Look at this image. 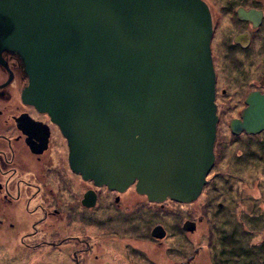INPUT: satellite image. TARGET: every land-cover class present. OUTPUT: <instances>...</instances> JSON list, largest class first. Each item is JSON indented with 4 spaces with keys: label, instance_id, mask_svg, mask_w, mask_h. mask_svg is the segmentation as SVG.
Instances as JSON below:
<instances>
[{
    "label": "water",
    "instance_id": "1",
    "mask_svg": "<svg viewBox=\"0 0 264 264\" xmlns=\"http://www.w3.org/2000/svg\"><path fill=\"white\" fill-rule=\"evenodd\" d=\"M211 34L202 0H0V63L19 59L21 100L59 128L71 170L154 203L193 202L213 166ZM245 104L234 135L264 130V94Z\"/></svg>",
    "mask_w": 264,
    "mask_h": 264
},
{
    "label": "flooded vegetation",
    "instance_id": "2",
    "mask_svg": "<svg viewBox=\"0 0 264 264\" xmlns=\"http://www.w3.org/2000/svg\"><path fill=\"white\" fill-rule=\"evenodd\" d=\"M202 1L207 5L211 17L212 34L209 46L215 73V94L218 62L220 64L221 61L225 83L237 89L234 94L243 96L241 100L238 99V102L241 101L239 109L238 104H234L238 111L230 117L225 132L231 136V143L238 139L243 142H253L257 137L262 139L264 130L257 134L241 131L234 135L229 124L231 120H242L241 115L247 107L245 100L250 93L264 94V0H222L223 8L226 9L223 17H226L233 27L222 28L220 39L215 38L219 32V20L215 11L209 0ZM238 10L252 11L254 16L251 19H243L239 17ZM257 37L258 44L253 49L252 41ZM250 52L254 53L246 59L245 56ZM217 54L220 56L219 59ZM2 56L4 60L0 63V250L2 251L0 264L20 263L21 246L25 248L35 246V250L27 251L32 254L42 248L46 249L44 255L58 250L62 257L57 259V264H69L70 258L73 264H97L96 261L100 258V254L98 255L100 243L95 240L90 252L91 249H87V246H91V238L86 236L83 230L90 226L101 227L100 219L97 218L100 216V208H103L102 213L109 216V219L129 214L136 202L154 208L162 207L170 199L159 203L149 202L146 196L136 193L135 184H131L123 191H117L108 189L104 185L96 186L92 181H86L79 174L74 173L69 165L67 141L59 128L52 123L47 114L38 112L21 100V92L28 82L19 59L12 54ZM221 94L224 98L227 91L222 89ZM236 145L241 143L237 142ZM213 154L214 165L216 161L214 147ZM243 168L245 167L242 166ZM239 193L238 191L237 194ZM22 204L24 206L21 209ZM222 205L219 203L217 209H222ZM142 210L141 213H137V222L148 216L144 207ZM30 219L33 220L29 222L30 229L22 235ZM126 220L128 219L125 218L123 224L111 229L113 234L127 236L129 233L130 235L132 230L128 229ZM26 221L27 225L23 224ZM198 221H201V216ZM144 226L143 233L145 237L149 234V242L161 247V241L167 235L166 227L161 223L154 226L163 229V239H157L151 236L152 229L149 232V223ZM60 227L62 230L67 229L68 233L58 243H54L53 233L59 231ZM101 229L99 231H102ZM70 231L77 232L78 235H70ZM195 231L196 226L192 233ZM116 242L121 245L116 244L114 248L121 247L124 253L134 250L127 243ZM75 245L78 248L70 252V248ZM51 246L53 248L49 250ZM57 246L62 249H58ZM107 248L105 246V249ZM193 257H189L186 263L179 264H193ZM61 259H66L67 262L59 263ZM115 260L118 261L116 258Z\"/></svg>",
    "mask_w": 264,
    "mask_h": 264
},
{
    "label": "rangeland",
    "instance_id": "3",
    "mask_svg": "<svg viewBox=\"0 0 264 264\" xmlns=\"http://www.w3.org/2000/svg\"><path fill=\"white\" fill-rule=\"evenodd\" d=\"M209 1L219 20V32L215 38L220 39L222 28L226 26L233 27V24H230L227 18L223 17L226 9L223 8L222 0ZM257 44L258 37L256 40L252 41L253 49L257 47ZM253 53L254 52L247 53L245 58H250ZM217 58L219 59L220 56L218 55ZM218 66L219 72H217L216 82L217 93L215 94L214 100L216 105V116L218 117L215 133L216 139L214 141L216 161L205 178L206 183L202 187V194L190 203H179L170 200L162 207L157 206L154 208L151 206L147 207L146 205L143 206L141 203L136 202V205L133 206V210L129 214L123 216L119 215L113 218L110 217L109 219V216L102 213L103 208H100V216L97 218L100 219L99 224L101 227L90 226L86 228V230H83L85 235L91 238V246H87V249H91L90 252H92L95 240L100 243L99 246H101V248H98V255L100 254V258L96 261L97 264H179L180 262L186 263L187 259L191 256H194L193 264H213V256L219 248H221L220 244H225V240L221 238L222 233L218 231L220 230L219 227L222 226L223 228L224 222L230 219L232 213L236 216L240 211L245 212L249 216L252 214L257 215L259 211H261L260 214L264 213V162L261 159L258 161L250 159L243 169L231 166L232 164L229 163L232 150L236 147H234L233 144H237V142L242 144L243 141L238 139L233 140L231 143V136L225 131L228 128L227 124L230 117H233L238 111L237 106L235 105L234 107V104L237 103L239 109L241 101L238 102V99L241 100L243 96L240 97L238 93L234 94V91L237 89L225 83L221 71V61L220 64L218 62ZM222 89L227 91L224 98L221 94ZM255 152L258 151L255 150ZM228 164H230V166H228ZM132 190L134 191L133 188ZM238 191L240 192L239 194H237ZM219 203L223 204L221 206L222 209H217ZM23 206L22 204L21 209ZM143 207L146 209L148 216H145L143 220L137 222V213H141ZM247 215L241 219L242 226H239V231L243 232L241 239L243 243L249 247L260 245L262 232L256 229V227L252 228L247 223L250 221ZM200 216L201 221L199 222L198 219H200ZM125 218L128 219L126 220L129 226L128 229L132 230L130 235L129 233L127 236L113 234L111 229L123 224ZM22 219L24 220V217ZM147 219H149V221H147ZM234 220H236L235 223L237 224L241 222L239 218ZM186 221H195V223L193 222L196 226L195 233H192L193 231L188 232L183 230L182 225ZM29 222H33V220L30 219L28 225L27 221L23 223L27 225V229H23L22 235L25 231L30 229L31 224ZM141 223L144 225L149 223V232L151 229L153 230L154 226L158 223L166 227L167 235L164 239L162 238L161 247L151 241L149 242L148 239H150V236L148 234V237H145V233H143L145 226ZM99 228H102V231H99ZM66 233H68L67 229L62 230V227H60L59 231L53 233V238H55L53 242L58 243ZM69 233L70 235H78L77 232L70 231ZM116 241L127 243L133 247L134 250L124 253L121 247L117 249L114 248L116 244H119ZM110 244L111 247H109ZM105 246H107L109 250L105 249ZM52 248L51 246L49 250ZM57 248L60 250L62 249L60 246H57ZM75 248H78V246L75 245L73 248L71 247L70 252ZM35 249V246L31 248L21 246L19 250V259L21 258V261L18 264H57V259L62 257L58 250L44 255L46 251L44 248L36 250L35 254L30 253V251L27 252L28 250ZM195 250H197V252ZM1 255L2 251L0 250V256ZM115 258L118 259V261H116ZM68 260L70 261L69 264H73L72 258ZM121 260L123 262H121ZM237 260L239 259H233L235 263L239 262ZM66 262V259H61L59 261V263ZM261 264H264V258Z\"/></svg>",
    "mask_w": 264,
    "mask_h": 264
},
{
    "label": "trees",
    "instance_id": "4",
    "mask_svg": "<svg viewBox=\"0 0 264 264\" xmlns=\"http://www.w3.org/2000/svg\"><path fill=\"white\" fill-rule=\"evenodd\" d=\"M254 141H245L241 145L233 144L235 149L232 150L231 159L229 163L231 166L242 169V166L250 160H262L264 162V136L262 139L259 137L253 139ZM258 151V152H255ZM230 166V164H228ZM236 173V172H234ZM228 176V175H227ZM230 176V175H229ZM247 215L245 212H239L236 216L232 213L229 220L225 221L224 226L219 227L222 233V239L225 240V244L221 243V248L213 256V264H261L264 258V215L263 214H252L247 215L249 222H247L252 228L256 227L262 232V239L260 245L249 247L243 243L242 235L243 232L239 231V226H242V218ZM236 218L241 220L240 223H235ZM229 227V228H228ZM228 228V229H226ZM261 228V229H260ZM237 254H236V253ZM233 259H239L234 262Z\"/></svg>",
    "mask_w": 264,
    "mask_h": 264
}]
</instances>
